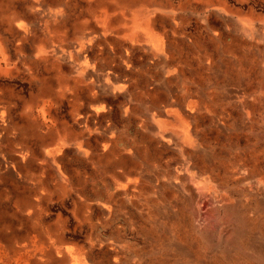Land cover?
Here are the masks:
<instances>
[{
  "label": "rangeland",
  "instance_id": "obj_1",
  "mask_svg": "<svg viewBox=\"0 0 264 264\" xmlns=\"http://www.w3.org/2000/svg\"><path fill=\"white\" fill-rule=\"evenodd\" d=\"M46 1L61 15L54 41L40 31L21 41L0 9V91L19 122L37 89L28 70H54V102L32 111L54 144L29 136L18 168L28 187L42 184L36 231L54 235L55 254L264 264V0ZM188 125L197 150L178 140ZM13 207L0 202L14 229L30 228Z\"/></svg>",
  "mask_w": 264,
  "mask_h": 264
},
{
  "label": "bare ground",
  "instance_id": "obj_2",
  "mask_svg": "<svg viewBox=\"0 0 264 264\" xmlns=\"http://www.w3.org/2000/svg\"><path fill=\"white\" fill-rule=\"evenodd\" d=\"M16 1H23V7H17ZM46 3V0H0V9H3L6 20L24 33L21 41L31 35L37 36L38 31L42 32L41 35L46 42L49 38L54 41V22L61 15L57 12L54 13L51 4L46 6ZM33 17L34 19H31ZM38 24L42 25V29L38 27ZM148 26L145 28L147 29ZM148 41L155 49L164 48V44L162 45L160 39L149 38ZM36 48L37 55L35 58L37 60L44 59L43 55L46 51L44 46L39 45ZM28 74L37 85V89L36 93L32 94L31 98L23 103V111H27V117L22 116L24 113L20 112V115L22 114L21 121L14 122L12 109L16 103L0 91V186H2L0 202L14 205L13 208L16 211L14 214L21 216L19 222L21 224L29 223L31 227L23 231L14 229L9 220V214L5 210L0 212V264H55L57 254L60 257L62 256L63 260L60 262L63 261L62 264H65L64 258L68 259V257H65L64 251L59 250L56 254L54 252V235L47 238L48 236H43L41 232L36 231L41 225L42 218L41 201L43 193H40L42 184H35L34 187L36 188L28 187L29 183L24 180L25 175L22 174L21 167L18 168L20 162H24L31 153V148L28 146L29 136H33L48 144H54V130L52 134H49L50 132L47 134L44 131V125L45 123L47 124V121H44L46 116L43 118L44 122L39 123L37 122L38 118H36L39 115L35 116L32 113L35 106H39L42 103L44 105L43 108H45V106L47 107L48 104L54 102V70L33 67L28 70ZM110 88L112 89V87L105 85L103 91L106 93V91H110ZM116 89L114 87L111 92L114 94ZM184 132V136L180 139L178 138V140L183 139L184 143H189L194 150H197L194 148L200 140L197 131L194 127L190 128L188 125ZM64 133H67V131H64ZM80 134L83 136L84 132ZM80 134H72V143L79 139ZM48 135H50V139L45 140ZM171 138V136L167 138L164 133H160L162 142L169 143ZM8 146L14 148L11 157L9 154L10 150L7 149ZM198 153L195 152L193 154L199 157ZM50 155L54 162V150L47 152V156L49 157ZM194 173L198 177H203L202 171L199 169ZM204 182L205 184H210L209 178L205 177ZM30 191L34 194V197H32ZM39 195L41 196L39 197ZM60 262L57 263L60 264ZM68 263L69 260L66 264Z\"/></svg>",
  "mask_w": 264,
  "mask_h": 264
}]
</instances>
